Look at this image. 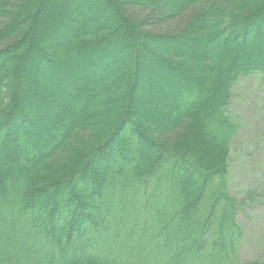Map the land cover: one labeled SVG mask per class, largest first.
I'll return each instance as SVG.
<instances>
[{
    "label": "trees",
    "instance_id": "16d2710c",
    "mask_svg": "<svg viewBox=\"0 0 264 264\" xmlns=\"http://www.w3.org/2000/svg\"><path fill=\"white\" fill-rule=\"evenodd\" d=\"M252 74L264 0H0V264H264L228 191Z\"/></svg>",
    "mask_w": 264,
    "mask_h": 264
},
{
    "label": "rangeland",
    "instance_id": "374dc122",
    "mask_svg": "<svg viewBox=\"0 0 264 264\" xmlns=\"http://www.w3.org/2000/svg\"><path fill=\"white\" fill-rule=\"evenodd\" d=\"M176 3L174 2V5ZM228 114L238 125L229 160L228 191L231 197L241 204L237 216L242 231L240 257L243 261H264V76L262 74H252L235 84ZM162 120L157 118L156 121Z\"/></svg>",
    "mask_w": 264,
    "mask_h": 264
}]
</instances>
